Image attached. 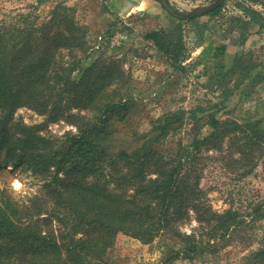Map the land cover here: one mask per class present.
Listing matches in <instances>:
<instances>
[{
    "label": "trees",
    "instance_id": "16d2710c",
    "mask_svg": "<svg viewBox=\"0 0 264 264\" xmlns=\"http://www.w3.org/2000/svg\"><path fill=\"white\" fill-rule=\"evenodd\" d=\"M85 38L75 9L64 5L41 24H0V171L10 163L42 182L40 194L22 201L0 189V264H104L119 234L143 244L168 234L179 244L165 263L194 261L256 224L258 248L242 260L264 264V200L248 215L218 212L202 187L212 152H229L242 177L254 173L264 156V120H221L222 104L199 106L155 120L138 148L114 150L111 123L132 109L130 75L114 56L89 62ZM183 38L181 25L144 37L177 71L185 69ZM237 59L226 77L243 69ZM24 108L76 132L49 138L42 125L16 118ZM188 125L187 143L157 147ZM192 222L197 229L184 232Z\"/></svg>",
    "mask_w": 264,
    "mask_h": 264
},
{
    "label": "rangeland",
    "instance_id": "374dc122",
    "mask_svg": "<svg viewBox=\"0 0 264 264\" xmlns=\"http://www.w3.org/2000/svg\"><path fill=\"white\" fill-rule=\"evenodd\" d=\"M140 2L147 5L146 0H0V24L15 18L28 24H41L58 5L75 9L76 20L86 33L89 62L114 56L130 75L127 91L132 109L126 120L116 119L111 123L115 131L114 150L138 148L143 142L138 137L150 133L155 120L179 110L190 112L199 106L222 104L223 111L218 114L221 120L243 122L251 117L264 120V0L258 3L245 0L248 14H240V9L232 8L236 6L229 2L218 14H206L192 21L170 15L158 0H150L152 13L147 14L137 9ZM168 4L175 13L188 15L198 7L209 6L210 2L168 0ZM254 10L263 14H251ZM231 11L234 14H229ZM178 25L182 27L186 44L183 71L169 66L152 43L144 39L149 31L161 27L170 31ZM117 34L126 36L125 42L112 46V38ZM222 46L224 52H218ZM237 58L241 59L243 69L226 77L227 69ZM16 118L28 126L42 125L43 134L49 138L60 139L68 132H76L67 122L47 123L43 116L25 108L17 112ZM190 127L186 126L181 134L157 147L172 149L181 139L187 143ZM228 155L229 152L208 155L202 187L214 210L224 212L235 208L248 215L255 204L264 200V156L254 173L244 178L242 171L230 163ZM0 189L6 190L14 200L22 201L40 194L42 182L30 172L24 173L7 163L5 170L0 171ZM259 226L256 224L255 230L240 233L229 244L219 243L216 253L194 261L178 259L170 264H244L242 259L258 248ZM197 227L192 222L182 230L191 233ZM177 244L168 234L151 244L119 234L104 264H166Z\"/></svg>",
    "mask_w": 264,
    "mask_h": 264
},
{
    "label": "flooded vegetation",
    "instance_id": "af4514ba",
    "mask_svg": "<svg viewBox=\"0 0 264 264\" xmlns=\"http://www.w3.org/2000/svg\"><path fill=\"white\" fill-rule=\"evenodd\" d=\"M244 1L243 0H224L217 8H215L214 10H212V11L206 13V14H218L221 11V9L223 8V6H225L229 2L235 4L236 7H232V8H235V9L239 8L240 9V11H238L240 14H248V11H247L248 10V6L246 4H244L245 3ZM250 1L256 2V3L259 2V0L258 1L257 0H250ZM209 2H210L209 6H213V5L217 4L219 2V0H209ZM240 3H242L243 6ZM209 6H201V7H209ZM201 7H198V8H201ZM258 12H256L254 10V11H251V14H259ZM229 14H234V12L231 11Z\"/></svg>",
    "mask_w": 264,
    "mask_h": 264
},
{
    "label": "water",
    "instance_id": "95a60500",
    "mask_svg": "<svg viewBox=\"0 0 264 264\" xmlns=\"http://www.w3.org/2000/svg\"><path fill=\"white\" fill-rule=\"evenodd\" d=\"M224 0H219V2L213 6H209V7H201V8H197L195 9L193 12H191L188 15H180L177 14L173 11V9L169 6L168 1L164 0L163 3L165 5V7L167 8V10L176 18H180L183 20H192L193 18L196 17H202L204 15H206V13L214 10L215 8H217Z\"/></svg>",
    "mask_w": 264,
    "mask_h": 264
},
{
    "label": "crops",
    "instance_id": "0c3cea01",
    "mask_svg": "<svg viewBox=\"0 0 264 264\" xmlns=\"http://www.w3.org/2000/svg\"><path fill=\"white\" fill-rule=\"evenodd\" d=\"M258 1V0H257ZM249 2V1H248ZM146 3H147V5L146 4H144L143 5V2H140L139 4V6H138V8L137 9H139V11H144V12H146L147 14L149 13V12H151L152 11V8H153V6H152V4H151V2H150V0H146ZM143 5V6H142ZM253 7V6H252ZM256 7H258L257 5H255V7H254V9H257ZM152 13V12H151ZM259 14H263V13H261V12H258ZM254 33V32H253ZM264 33V32H263ZM234 35L236 34L235 32L233 33Z\"/></svg>",
    "mask_w": 264,
    "mask_h": 264
},
{
    "label": "built area",
    "instance_id": "2783aa9c",
    "mask_svg": "<svg viewBox=\"0 0 264 264\" xmlns=\"http://www.w3.org/2000/svg\"><path fill=\"white\" fill-rule=\"evenodd\" d=\"M126 36L123 34H117L112 38V46H121L125 42ZM199 73V72H198ZM194 72V74H198Z\"/></svg>",
    "mask_w": 264,
    "mask_h": 264
}]
</instances>
